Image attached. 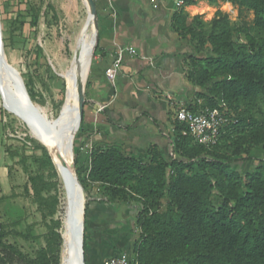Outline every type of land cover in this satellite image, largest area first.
Masks as SVG:
<instances>
[{
	"label": "trees",
	"instance_id": "16d2710c",
	"mask_svg": "<svg viewBox=\"0 0 264 264\" xmlns=\"http://www.w3.org/2000/svg\"><path fill=\"white\" fill-rule=\"evenodd\" d=\"M226 1L252 11L249 29L234 25L221 10L207 22L200 16L188 19L183 11L174 17V29L189 37L192 47L184 58L186 78L204 89L185 107L218 108L229 119L215 145L183 135L186 126L176 120L167 156L156 145L144 158L92 146L83 164L79 147L88 135L82 115L72 170L83 189L84 221L92 202L131 206L138 230L131 253L138 264H264V164L246 172L233 167L252 160L256 148L264 152V0ZM224 7L232 10L229 3ZM36 149L41 153L21 160L23 194L45 218L63 211L64 184L50 152ZM92 186L97 187L93 194ZM52 221L46 245L34 253L7 241L0 224V264H61L64 247L55 228L62 222ZM87 243L84 227V256Z\"/></svg>",
	"mask_w": 264,
	"mask_h": 264
},
{
	"label": "rangeland",
	"instance_id": "374dc122",
	"mask_svg": "<svg viewBox=\"0 0 264 264\" xmlns=\"http://www.w3.org/2000/svg\"><path fill=\"white\" fill-rule=\"evenodd\" d=\"M231 5L232 10L226 9L224 5L221 10L234 25L249 29L253 22L252 11ZM87 18L85 0H0V25L7 63L13 71L25 78L33 94V103L41 107L48 119L54 122L59 120L66 96L67 82L61 73L70 66L76 37L80 30H86L84 34L87 39L91 40L93 36L95 40L94 25L90 30ZM240 36L241 40L245 39L243 31ZM92 50L85 58L83 67L81 66L80 84L85 85L94 47ZM81 119L72 137V154L68 158L71 168L74 145L81 141L78 139ZM91 144L86 141L79 147L80 161L83 164L87 159L88 145ZM36 146L44 147L54 157L53 151L32 135L27 121L5 108L0 93V166L6 168L7 172V176L0 180V224L4 236L24 252L34 253L46 245L48 232L54 228L52 220L59 218L62 223L55 230L63 241L64 255L61 264H65L63 262L68 250V201L65 189L64 205L59 207L63 211L45 218L23 194L25 175L21 160L23 156L40 154ZM261 163L264 164V152L261 148H256L252 160L238 161L233 167L246 172ZM96 191V186L90 188L91 194ZM95 204L102 206L99 211L92 210ZM133 215V208L127 205L112 207L98 202L89 205L87 219L83 221L88 237L83 256L86 264H102L107 257L115 254H125L132 258L131 250L138 232L133 223Z\"/></svg>",
	"mask_w": 264,
	"mask_h": 264
},
{
	"label": "crops",
	"instance_id": "0c3cea01",
	"mask_svg": "<svg viewBox=\"0 0 264 264\" xmlns=\"http://www.w3.org/2000/svg\"><path fill=\"white\" fill-rule=\"evenodd\" d=\"M177 2L95 1L97 47L85 77L83 107V128L92 146L117 147L144 157L146 149L156 145L163 155L169 154L177 108L193 102L201 91L186 78L184 58L192 47L189 37H180L174 29V17L183 11L188 19L200 16L207 22L225 3L231 5L221 0ZM126 48L135 53H124L112 84L105 70ZM101 105L105 108L99 110ZM6 176V168L0 166V180ZM101 207L95 204L92 210Z\"/></svg>",
	"mask_w": 264,
	"mask_h": 264
},
{
	"label": "bare ground",
	"instance_id": "6f19581e",
	"mask_svg": "<svg viewBox=\"0 0 264 264\" xmlns=\"http://www.w3.org/2000/svg\"><path fill=\"white\" fill-rule=\"evenodd\" d=\"M93 25V20L90 19L88 14V23L87 26L90 28ZM88 28V29H89ZM86 29V28H85ZM80 30L79 35L76 37V46L73 50L72 60L70 66L64 71H62L61 76L67 82L66 96L64 100V105L62 108V113L57 122H54L50 119L48 122L43 124L37 123L35 120L24 115L22 112L17 110L10 101H6L2 95L5 92L6 79L0 80V93L4 99L5 108L14 114H17L24 118L31 127L32 135L43 145L49 147L54 154V159L59 167L65 172L66 166L68 165V158L71 154L70 143L72 141L73 134L78 128L80 117H79V101L77 98L79 84H80V69L85 58L91 54L94 47V38L89 40L85 36L86 30ZM94 31V30H93ZM92 31V34L94 32ZM91 60V59H90ZM83 67V66H82ZM43 110V109H42ZM65 130V131H64ZM49 149V150H50ZM67 188L69 191V197L71 199V211L68 215L67 210V219H66V238L68 243L67 257L65 258V264H81L80 255L78 252L77 246V237L76 233L73 230L72 224L75 219L73 214L74 204L73 197L71 196L70 183L67 182ZM65 189V187H64ZM65 195L68 201V195L65 189ZM67 221L69 224V229L67 228Z\"/></svg>",
	"mask_w": 264,
	"mask_h": 264
},
{
	"label": "water",
	"instance_id": "95a60500",
	"mask_svg": "<svg viewBox=\"0 0 264 264\" xmlns=\"http://www.w3.org/2000/svg\"><path fill=\"white\" fill-rule=\"evenodd\" d=\"M85 4L87 6L88 14L90 19L93 20L94 25L96 24V3L94 0H85ZM95 45V43H94ZM9 79V83L5 86V92L2 93L4 99L6 101H10L14 107L22 112L27 117L31 118L32 120H35L37 123L43 124L44 122H48L46 113L42 110L41 107L36 106L25 87L23 78L13 71L6 60L5 52H4V46L2 42V33H1V25H0V80L7 78ZM77 98L79 101V117L82 118L83 115V107H84V101H85V85L79 84L78 94ZM71 146V154H72V141L70 143ZM55 160V159H54ZM56 163V161H55ZM57 168L59 170V173L61 175V178L63 180L64 187L66 189V193L69 197V191L67 188V182L70 183V190H71V196L73 197V204H74V221L72 224L73 230L76 233L77 237V246H78V252L80 255L81 264L84 263L83 259V221H84V195H83V189L80 183L77 181L74 172L70 166H66L65 172L59 167V165L56 163ZM71 199L68 198V215L71 211ZM69 224L67 221V228L69 229ZM65 261V260H64ZM64 263V262H63Z\"/></svg>",
	"mask_w": 264,
	"mask_h": 264
},
{
	"label": "built area",
	"instance_id": "2783aa9c",
	"mask_svg": "<svg viewBox=\"0 0 264 264\" xmlns=\"http://www.w3.org/2000/svg\"><path fill=\"white\" fill-rule=\"evenodd\" d=\"M96 1V0H94ZM182 1L178 0L177 4ZM134 54L133 49H120L115 60L105 70L106 78L114 84L115 78L119 72L123 56L125 52ZM153 64L152 60H149ZM105 106H99V110ZM176 120L185 124L186 129L182 131L183 135L191 137V139L201 145L213 146L218 142L221 129L229 123V119L224 111L218 108H204L199 111H191L181 104L176 110ZM89 150L92 145H88ZM102 264H138L132 258L125 254H115L107 257Z\"/></svg>",
	"mask_w": 264,
	"mask_h": 264
}]
</instances>
